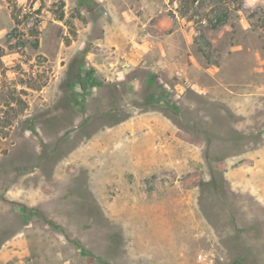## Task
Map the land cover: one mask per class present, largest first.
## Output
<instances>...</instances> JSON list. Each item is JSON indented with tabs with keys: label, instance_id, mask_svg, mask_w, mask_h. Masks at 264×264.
<instances>
[{
	"label": "rangeland",
	"instance_id": "1",
	"mask_svg": "<svg viewBox=\"0 0 264 264\" xmlns=\"http://www.w3.org/2000/svg\"><path fill=\"white\" fill-rule=\"evenodd\" d=\"M190 7L0 0V264H264V0Z\"/></svg>",
	"mask_w": 264,
	"mask_h": 264
},
{
	"label": "trees",
	"instance_id": "2",
	"mask_svg": "<svg viewBox=\"0 0 264 264\" xmlns=\"http://www.w3.org/2000/svg\"><path fill=\"white\" fill-rule=\"evenodd\" d=\"M183 3L184 9L182 13L184 15L190 14L191 17L193 16H200L199 13H196L195 11L190 13L189 9H191V5L195 3L197 0H181ZM231 17V10L229 7L220 9V8H215L212 9L209 15H206V21L207 24L211 28H216L218 26H222L227 23V21Z\"/></svg>",
	"mask_w": 264,
	"mask_h": 264
}]
</instances>
